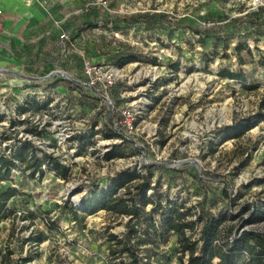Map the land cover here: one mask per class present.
<instances>
[{"label": "rangeland", "instance_id": "1", "mask_svg": "<svg viewBox=\"0 0 264 264\" xmlns=\"http://www.w3.org/2000/svg\"><path fill=\"white\" fill-rule=\"evenodd\" d=\"M261 1L264 2L87 0L84 21L98 23L99 27L83 31L80 39H76L73 26L83 23V14L74 13L70 17L73 29L68 34L71 45L64 52L39 51L41 64L37 68L10 67L28 75L26 78L2 73L11 91L10 97L0 101V113L6 115V119L0 121V151L5 148L2 132L29 139L25 129L35 123L42 124L43 136L31 134L30 140L44 151L62 158L71 170L67 179H61L45 168L41 180L30 181L31 194L20 196L15 202L17 208L52 218L59 226L48 229L42 218L34 222L20 217L15 221H2L0 264H116L120 258L111 259L109 247L112 243L108 235L121 233L126 218L99 210L91 215L80 211L79 219L75 220L65 200L79 208L91 189L108 187L110 177L119 171L142 170L143 165L181 159L197 160L202 172L192 162L178 180L167 171L160 174V170H154L152 185L159 176L161 190L167 189L170 198H180L187 205L196 206L204 193L208 192L209 198L220 195L225 181L233 177L229 189L235 198L231 210L237 215V225L264 231V220L244 225L251 216L250 211L238 216L245 205L264 204V121L237 138L222 140L226 133L223 125L252 116L264 103V69L261 72L256 68L254 75L245 82L258 84L252 89L239 79L227 78L219 72L221 67L238 69L233 52L238 39L247 41L255 58H262L264 21L256 24L236 21L262 10ZM185 24L200 29L211 24L223 26L213 32H222L226 40L216 43L214 38L208 37L201 41L202 36ZM122 54H136L139 59L119 67L114 58ZM243 54L247 61L243 67L252 69L251 56L246 51ZM63 59L68 63L64 64ZM85 63L95 65L91 76L84 72ZM63 71L82 83L71 87L65 76L57 75ZM110 72L114 73L116 84L105 88L103 78ZM15 79L23 84L17 87ZM33 96L37 103L47 102L48 107L35 110L29 104L23 113L16 110L27 97L32 99ZM107 98L114 104V110L128 107L135 112L136 129L123 140L102 135L110 124L112 126L113 119ZM11 118L19 121L12 127L8 121ZM87 130L95 133L93 140L80 148L75 136ZM211 142L216 152H211ZM114 144L120 145L124 156L105 159L104 154ZM236 169L239 170L235 174ZM14 183L15 180L7 181L2 186ZM24 200L27 207L23 205ZM207 206H211L210 200ZM146 209L149 211L152 205ZM31 231L43 232L47 239L41 243L27 241ZM172 244L175 245V241L168 248L160 243L158 252L151 253L152 257L146 262L177 264V251L174 255L170 251ZM8 249L13 254L5 258L3 255ZM162 252H170L166 258H171L168 263L164 262ZM29 256L32 260L24 262Z\"/></svg>", "mask_w": 264, "mask_h": 264}, {"label": "trees", "instance_id": "2", "mask_svg": "<svg viewBox=\"0 0 264 264\" xmlns=\"http://www.w3.org/2000/svg\"><path fill=\"white\" fill-rule=\"evenodd\" d=\"M262 10L244 15L236 21L239 23L247 21L251 24L264 21V8ZM99 25L91 21H84L77 30L81 34L83 31L99 27ZM185 25L202 36L201 41H205L208 37L214 38L216 43L226 40V36L222 35V32H213V29L223 26L211 24L210 27L200 29L190 24ZM244 51L251 56L249 63H253L252 69L243 67L247 63ZM233 52L236 56L238 69L221 67L219 72L222 76L239 79L245 83L254 75L256 68L261 72L264 69V50L261 51L262 58L257 59L253 56L252 48L247 44V41L238 39L234 43ZM224 55L227 56V54ZM138 59L139 55L136 54H122L115 56L114 62L117 66L122 67L123 64ZM174 66L177 67L178 64L176 63ZM68 82L72 87L74 83ZM245 86L252 89L258 84L245 83ZM23 102L16 108L22 113L27 110V107H30L29 104H31V109L35 110L48 107L47 102L37 103L35 96L32 99L27 97ZM263 109L264 103L252 116L239 119L231 125H223L226 133L222 140L237 138L259 122L264 121ZM112 117V122L118 117L116 110L113 111ZM5 119L6 115L0 113V121ZM8 121L10 127L19 122L13 118ZM25 131L35 137H41L44 133L38 123L33 124ZM6 132L1 133V138L7 144L0 151V223L5 220L15 221L16 217L30 222L42 218L48 229L56 228L59 226L56 220L46 216H37L35 211L19 210L15 202L21 199L20 196H30V181L41 180L45 174V168L53 171L61 179H67L71 169L62 158L54 153L44 151L32 140L16 138L14 135L7 136ZM94 134L92 130L77 134L75 137L79 141L80 148L84 147V144H87L89 140H93ZM102 135L106 138L125 139L124 135L116 131L111 124ZM119 146V144L111 146L104 154L105 159L109 160L117 155L123 157L125 153L120 150ZM209 148L211 152L217 151L213 142L209 144ZM189 167L190 165L187 164L169 168L158 163L143 165L142 170L127 168L111 176L108 187L96 186L91 189L88 196L82 199L83 202L79 208H76L68 199L65 200V204L69 205L68 211L75 220L79 219L80 211H83L84 215H91L99 210L126 218L124 230L121 233L112 232L108 235V240L112 243L109 247L111 259L120 258L116 264H148L146 261L152 257L151 253L158 252L156 249L162 245H168L174 236L176 237L175 245H172L170 251L173 255L174 251H177V264H264V231L258 228L239 227L235 221L237 215L233 214L231 210V205L235 204V198L231 196L229 189L233 177H230V181H225L226 185L221 189L220 195L215 194L214 198H209L208 192L204 193L202 200L198 201L196 206L187 205L180 198H170L167 189L161 190L162 182H160L159 176L156 179V184L152 185L151 179L155 175L154 170H160V174L167 171L169 176L176 175L178 180L182 177L184 170ZM238 170L236 169L234 173L236 174ZM15 177H17L16 180ZM198 179L205 182L201 177ZM14 180L16 184L2 186L4 182H13ZM149 191L152 192L149 193ZM209 200L211 206L208 207ZM12 201L14 204H9ZM221 203L223 205L219 206ZM150 204L152 209L146 211V207ZM23 205L27 207L26 200ZM19 211L25 214L18 216ZM247 211L251 212V216L245 220L244 225L256 224L264 220V204L263 206L245 205L238 216ZM154 213L158 215L157 218ZM46 239L47 236L43 232L34 233L31 231L26 240L41 243ZM148 245H151L152 248ZM168 253L170 254V252ZM168 253L162 252L161 256L166 259ZM0 254H3L1 250ZM12 254L13 251L8 249L3 256L10 258ZM170 259H166L164 262L168 263ZM31 260V256L23 259L24 262Z\"/></svg>", "mask_w": 264, "mask_h": 264}, {"label": "crops", "instance_id": "3", "mask_svg": "<svg viewBox=\"0 0 264 264\" xmlns=\"http://www.w3.org/2000/svg\"><path fill=\"white\" fill-rule=\"evenodd\" d=\"M86 1L0 0V69L9 70L10 67L16 69V67L23 68L24 66L37 68L41 64L40 57H38L39 51L64 52L66 47L71 45L68 37L72 28L70 17L74 13L77 16L79 13L83 14L81 21L84 22ZM75 24L73 33L77 34L76 39H80L78 26ZM65 59H63L64 64L68 63ZM2 73L4 72L0 70L1 103L10 97L11 91L9 81ZM22 82L17 79L14 84L18 87L20 83L23 84ZM175 239V236L172 237L169 244L164 247L169 248Z\"/></svg>", "mask_w": 264, "mask_h": 264}, {"label": "built area", "instance_id": "4", "mask_svg": "<svg viewBox=\"0 0 264 264\" xmlns=\"http://www.w3.org/2000/svg\"><path fill=\"white\" fill-rule=\"evenodd\" d=\"M262 4H264L263 1H261ZM95 69V65L93 66L92 64L85 63L84 65V72L91 76V73ZM115 75L113 72L106 73L103 78V84L105 88L108 86H111L115 82ZM94 80L92 79L91 83H93ZM118 112V117L116 118L115 121L112 122L113 128L118 131L120 134L124 135V137H128L130 133H132L135 129V112L132 108L124 107V109H116ZM42 124H40V128H42ZM26 135H29L28 138L31 139L30 137L31 134L28 132ZM26 139V137H23ZM5 146L7 142L3 143ZM18 214L22 215V211H19Z\"/></svg>", "mask_w": 264, "mask_h": 264}, {"label": "water", "instance_id": "5", "mask_svg": "<svg viewBox=\"0 0 264 264\" xmlns=\"http://www.w3.org/2000/svg\"><path fill=\"white\" fill-rule=\"evenodd\" d=\"M0 70H1L2 72H4V73H6V71H7V70H5V69H0ZM58 74H62L63 76H65L69 81H71V82L74 83V84H75V83H82L81 80L77 79L76 77L74 78V77H73L70 73H68V72L63 71V72H59V73H57V75H58ZM107 101H108V103L110 104V114H111V116H112L113 111H114V104L111 102V100H110L109 98H107ZM140 147H142V148L145 150V148H144L143 145H141ZM145 155H146V152H144L143 156H145ZM144 159H145V157H144ZM190 162L196 164V165L198 166L200 172H202V171H201V167H200V165L198 164L197 160H195V159H193V158H190V159H181V160H174V161H171V162H160V163L165 164V165L170 166V167H174V166L187 165V164H190Z\"/></svg>", "mask_w": 264, "mask_h": 264}, {"label": "bare ground", "instance_id": "6", "mask_svg": "<svg viewBox=\"0 0 264 264\" xmlns=\"http://www.w3.org/2000/svg\"><path fill=\"white\" fill-rule=\"evenodd\" d=\"M6 73H7V74H8V73H9V74L12 73V74H15V75H18V76H21V77H25V78L28 77V75L20 74L19 72H15V71H13V70H11V69H10V70H7Z\"/></svg>", "mask_w": 264, "mask_h": 264}]
</instances>
